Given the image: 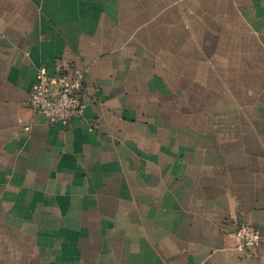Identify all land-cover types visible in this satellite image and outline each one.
Wrapping results in <instances>:
<instances>
[{"label":"crops","instance_id":"obj_1","mask_svg":"<svg viewBox=\"0 0 264 264\" xmlns=\"http://www.w3.org/2000/svg\"><path fill=\"white\" fill-rule=\"evenodd\" d=\"M0 264H264V0H0Z\"/></svg>","mask_w":264,"mask_h":264},{"label":"built area","instance_id":"obj_2","mask_svg":"<svg viewBox=\"0 0 264 264\" xmlns=\"http://www.w3.org/2000/svg\"><path fill=\"white\" fill-rule=\"evenodd\" d=\"M82 78V74L76 78L52 76L47 73L46 67H40L36 84L29 95L30 106L52 122L69 123L85 107L83 97L77 93ZM237 236L244 247L254 246L261 240L260 230L248 223L240 224Z\"/></svg>","mask_w":264,"mask_h":264}]
</instances>
